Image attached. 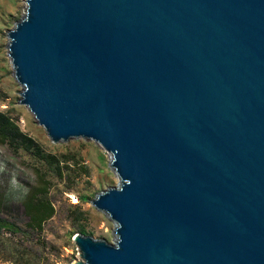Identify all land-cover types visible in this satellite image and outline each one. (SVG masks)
I'll return each mask as SVG.
<instances>
[{
  "label": "water",
  "instance_id": "obj_1",
  "mask_svg": "<svg viewBox=\"0 0 264 264\" xmlns=\"http://www.w3.org/2000/svg\"><path fill=\"white\" fill-rule=\"evenodd\" d=\"M8 37L19 101L119 177L73 264H264V0H26Z\"/></svg>",
  "mask_w": 264,
  "mask_h": 264
},
{
  "label": "rangeland",
  "instance_id": "obj_2",
  "mask_svg": "<svg viewBox=\"0 0 264 264\" xmlns=\"http://www.w3.org/2000/svg\"><path fill=\"white\" fill-rule=\"evenodd\" d=\"M25 4L26 0H0V111L14 119L42 150L63 159L62 176L30 151L0 141V215L19 226L17 232H0V264H73L80 258L73 240L76 232L115 241V220L92 199L117 185L119 177L110 163V152L101 144L82 136L52 140L33 112L19 101L22 86L13 74L7 43L8 29L22 16ZM36 167L47 173L48 198L54 206L53 215L40 229L28 225L22 202L36 181Z\"/></svg>",
  "mask_w": 264,
  "mask_h": 264
},
{
  "label": "trees",
  "instance_id": "obj_3",
  "mask_svg": "<svg viewBox=\"0 0 264 264\" xmlns=\"http://www.w3.org/2000/svg\"><path fill=\"white\" fill-rule=\"evenodd\" d=\"M0 141L30 151L43 162L48 169L56 171L60 177L62 176L61 161L63 159H59L55 154L42 150L35 140L23 132L14 119L3 111H0ZM35 174L37 177L36 181L33 185H30L22 202L24 211L28 215V225L40 229L42 223L53 215L54 206L52 201L48 198L50 181L47 178V173L36 167ZM85 197V195L81 196V198ZM2 200L0 201L2 202ZM3 230L17 232L19 231V226L13 220L0 215V232Z\"/></svg>",
  "mask_w": 264,
  "mask_h": 264
},
{
  "label": "bare ground",
  "instance_id": "obj_4",
  "mask_svg": "<svg viewBox=\"0 0 264 264\" xmlns=\"http://www.w3.org/2000/svg\"><path fill=\"white\" fill-rule=\"evenodd\" d=\"M42 125V124H41ZM95 140V139H93ZM96 142H98L99 144H101L99 141L95 140ZM102 145V144H101ZM107 150V149H106ZM108 152H110L109 150H107ZM110 158H112V153L110 152ZM100 209V208H99ZM103 210V209H102ZM110 216V215H109ZM111 217V216H110ZM112 218V217H111ZM113 219V218H112ZM114 220V219H113Z\"/></svg>",
  "mask_w": 264,
  "mask_h": 264
}]
</instances>
